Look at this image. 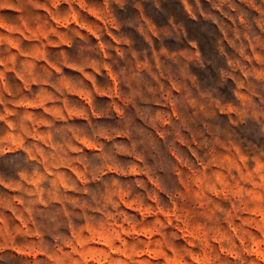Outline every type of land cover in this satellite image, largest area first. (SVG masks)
Returning <instances> with one entry per match:
<instances>
[{"label":"rangeland","instance_id":"rangeland-1","mask_svg":"<svg viewBox=\"0 0 264 264\" xmlns=\"http://www.w3.org/2000/svg\"><path fill=\"white\" fill-rule=\"evenodd\" d=\"M0 264H264V0H0Z\"/></svg>","mask_w":264,"mask_h":264}]
</instances>
